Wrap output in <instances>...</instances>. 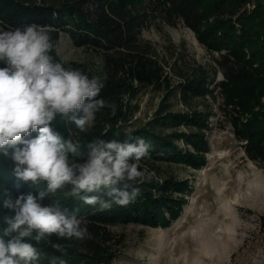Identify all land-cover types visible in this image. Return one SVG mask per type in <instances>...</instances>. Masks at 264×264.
I'll list each match as a JSON object with an SVG mask.
<instances>
[{
	"label": "rangeland",
	"instance_id": "374dc122",
	"mask_svg": "<svg viewBox=\"0 0 264 264\" xmlns=\"http://www.w3.org/2000/svg\"><path fill=\"white\" fill-rule=\"evenodd\" d=\"M256 1L249 0L245 7L252 10ZM140 36L165 65L169 64L168 89L126 78L118 81V93L107 92L108 73L99 50L75 46L66 33L52 43L49 54L55 62L79 69L90 78L99 77L104 87L97 98L115 105V114L110 107L97 112L87 133L59 117L55 123L80 144L96 138L120 142L126 133L142 136L143 131H152L170 137L183 152L198 155L197 164L150 153V158L139 161L140 169L150 177L138 185L141 194L132 203L113 204L106 210L96 205L82 214L78 207H70L69 212H76L88 236L64 240L66 245L93 258L96 264H264V162L247 156L225 115L219 87L213 95L194 96L190 105L177 91L184 81L183 71L197 63L212 73L217 67L215 83L222 81L224 74L213 58L221 53H209L182 19L171 24L160 16ZM193 110L209 113L208 126L201 130L203 148L192 142L191 133L200 127L177 117ZM160 115L173 118L159 124ZM85 149L78 162L87 159ZM51 260L48 256L47 261ZM60 260L85 264L77 257Z\"/></svg>",
	"mask_w": 264,
	"mask_h": 264
},
{
	"label": "trees",
	"instance_id": "16d2710c",
	"mask_svg": "<svg viewBox=\"0 0 264 264\" xmlns=\"http://www.w3.org/2000/svg\"><path fill=\"white\" fill-rule=\"evenodd\" d=\"M248 1L0 0V27H23L36 23L49 29L52 43L66 33L75 46L99 50L108 73L106 91L118 93V81L126 78L160 90L170 87V76L166 69L169 64L165 65L152 45L141 39L140 33L160 16L171 24L182 19L209 53H221L213 58L221 68L224 79L215 83L217 67L212 73L206 66L197 63L188 68V72L183 71L181 76L184 81L179 83L177 91L185 104L190 105L194 96L213 95L215 88L219 87L224 98L225 115L230 118L247 156L254 161L264 162V0H257L252 10L245 7ZM177 117L179 121L184 120L183 123L200 127L199 131L191 133L192 142L196 147L203 148L205 136L201 130L203 125L208 126L209 113L193 110ZM158 118L157 122L162 124L173 116L160 115ZM53 127L65 138H70L58 124L55 123ZM143 133L142 136L129 134L144 138L151 145L152 154L197 164L198 155L183 152L170 137L165 138L147 130ZM35 135L32 133V136ZM126 140L127 135L120 137V142ZM86 144H81L82 148ZM43 187V184L35 186L30 182L18 181L13 175L11 162L0 155V217L7 211L2 209L5 189L15 198L28 192L38 194L39 188ZM68 190L65 188L55 195L49 194L41 203L59 206L68 212L71 206L78 207L80 214L92 207L78 198L67 196ZM5 226L0 219V227ZM8 239L10 237H5L6 242ZM24 242L30 241L25 238ZM57 243L64 247V252L52 247ZM36 246L42 253L37 264H50L48 256L58 258L57 263L61 258L69 257L80 258L85 264L97 263L55 236Z\"/></svg>",
	"mask_w": 264,
	"mask_h": 264
},
{
	"label": "clouds",
	"instance_id": "9594fccd",
	"mask_svg": "<svg viewBox=\"0 0 264 264\" xmlns=\"http://www.w3.org/2000/svg\"><path fill=\"white\" fill-rule=\"evenodd\" d=\"M52 48L46 26L0 27V155L11 162L18 181L44 185L38 194L15 198L4 190L2 209L7 211L0 217L6 225L0 227V264H37L42 253L36 245L41 242L52 236H88L75 211L41 203L49 194L68 188L67 196L106 210L132 203L141 194L138 185L150 177L139 161L150 158L151 145L128 133L124 142L89 141L83 146L87 159L78 162L82 145L54 129L57 118L87 133L96 113L110 107L115 114V105L97 98L104 87L99 77L55 62L49 54ZM5 237L10 239L6 242ZM52 247L65 251L59 243Z\"/></svg>",
	"mask_w": 264,
	"mask_h": 264
}]
</instances>
